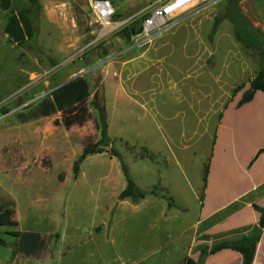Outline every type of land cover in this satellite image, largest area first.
<instances>
[{
    "label": "rangeland",
    "instance_id": "obj_1",
    "mask_svg": "<svg viewBox=\"0 0 264 264\" xmlns=\"http://www.w3.org/2000/svg\"><path fill=\"white\" fill-rule=\"evenodd\" d=\"M113 3L123 17L146 8L126 0ZM29 7L28 0H18L17 9ZM10 16L0 8V211L12 208L18 223L0 226V237L15 243L13 230L37 232L54 253L42 259L44 264H76L86 245L104 241L88 233L106 213L104 206H112L121 215L116 241L91 248L90 264L177 261L202 229L199 193L217 135L216 185L206 212L227 199L220 184L249 183L246 161L255 147H264V92L236 107L260 69L264 0H210L146 45L133 35L125 38L124 31L101 38L87 0H38L31 14L37 36L23 46L5 33ZM251 41L256 44L247 46ZM82 72L91 93L87 121L66 128L60 111L37 122L47 92ZM101 86L104 108L98 99ZM104 124L111 138L108 152L87 157L76 178L75 161L86 145L100 139ZM39 130L47 132L46 140ZM112 147L142 190L159 193L170 181L183 207L174 211L168 230L166 222L150 228L140 212L117 208L116 194L126 178ZM236 238L220 234L213 244Z\"/></svg>",
    "mask_w": 264,
    "mask_h": 264
},
{
    "label": "crops",
    "instance_id": "obj_2",
    "mask_svg": "<svg viewBox=\"0 0 264 264\" xmlns=\"http://www.w3.org/2000/svg\"><path fill=\"white\" fill-rule=\"evenodd\" d=\"M109 76H110L109 73L104 74L105 79L110 78ZM256 95L257 93L255 94V97ZM244 107L245 106H243L242 108ZM45 118L46 117H40V119L37 122L39 121L41 122V120ZM223 120H224V116H223ZM222 123L220 125H222ZM51 133L54 134V132ZM39 134L41 138L46 140L47 136H43V135L47 134V132L39 130ZM218 141H220V136L217 135L215 139L213 162L210 163L211 166L209 169L208 182H207V187L205 190V198L203 202L200 200L201 193H199L201 216L197 221V224L200 223L202 229L200 230L199 228V230L195 232L194 237L192 238L190 244L186 247H183L184 249L177 261L172 262L171 259H168L166 261V264H184L186 258L188 257L194 259L195 261H198L202 250L211 249L215 245L213 244V239L215 236H218L220 234L223 235L226 233V234L234 235L236 238L237 236L233 234L235 230L248 226H256L260 220V213L253 208V204H257L259 206L264 207V153L261 154L252 165H250V163L258 153L259 149L264 148L263 146L255 147L246 161L248 165L245 171L249 176V183L244 184L240 180H236V181L233 180L234 182L232 181L230 183L220 184L219 189L221 193L222 191H225L226 193H228V197L226 200L220 199V201L218 203L216 202V205H214L209 212H206L205 204L209 202V198L211 197L212 194L213 185H216L215 180L213 179L214 171H215L213 163L214 160L216 161V156L218 154V150H217ZM167 166H169V163L167 164ZM179 166L181 165L179 164ZM156 169L159 171L158 172L159 175L165 174L163 172L164 169L163 171H161L162 168L155 167L154 170ZM130 175L133 178L132 173ZM134 181L137 184L136 180ZM169 183L170 181L164 182V184H162V186L159 188L158 194L148 195L146 196V198H144L139 202H133L129 199L126 200L119 199L120 193L127 186V181H126V185L122 186L121 189L116 194L118 200L116 206L117 208L121 207L123 209L124 208L130 209L132 210L133 214H135L136 212H140L139 216H142L144 219H148L145 220V223H147V226L150 228H153L154 227L153 224L159 221L166 222L167 223L166 230H168V226L170 227V222H172L171 220L175 218L174 211L176 210L177 207L181 206L179 200H177L176 198V195L173 194L174 193L173 188L170 186ZM234 183L236 185H234ZM137 186L139 187V185ZM229 193L231 195L230 197H229ZM169 203L171 205H169ZM104 209L106 210V213H104V216L102 218L99 217L97 223L93 225L94 227L92 226V228H94V231L91 232L89 231L88 233V236L90 238L102 237L104 241L93 245H86L87 247L88 246L89 247L85 251L79 252V255L81 254L80 258H75L76 264H90L92 261L91 257L93 256L92 255L93 249L91 248H93L94 246L95 249H98L100 245L106 243V240L109 242L111 241L112 244L115 243L116 239L114 237V233H115L114 227L117 221L116 219L120 218L121 215L116 211H112V206H104ZM229 209L230 210L232 209V211L228 212ZM186 211L187 210L185 208V212ZM226 212H228L226 216L224 215V217L221 218L220 220H216L219 215ZM149 215H151L154 219L149 221L148 218ZM12 219L14 224L18 223L15 217V212ZM209 221H212V223L207 225ZM13 232H21V231L13 230ZM23 233H34L43 237L41 234L37 232L30 231ZM47 235L45 236L47 237ZM237 238H239V236ZM19 241H20V237H17L15 243L6 242V246L0 247V264H26L30 262H33L34 264H44L42 260L43 258L46 259V258L54 257L53 251H51L50 249L48 250L50 245H48L47 248H45L44 250H41L38 254H26L25 252L19 250ZM46 249L48 250V253H46ZM100 254L102 255L101 252ZM142 260L143 259L139 258V261H134L133 264H138ZM123 264H130V263L124 262ZM203 264H242V255L239 252L226 249L216 254L207 256ZM253 264H264V231L261 236V240L257 246V251L255 254V259Z\"/></svg>",
    "mask_w": 264,
    "mask_h": 264
},
{
    "label": "trees",
    "instance_id": "obj_3",
    "mask_svg": "<svg viewBox=\"0 0 264 264\" xmlns=\"http://www.w3.org/2000/svg\"><path fill=\"white\" fill-rule=\"evenodd\" d=\"M31 7L17 9L18 0H0V8L4 11L11 12L8 23L5 27V33L9 38L17 45L23 46L28 41L34 40L37 36V30L34 24V19L31 16L35 8H38V0H28ZM237 20V19H236ZM238 21V20H237ZM242 25V17H239V21ZM218 21L215 24L217 26ZM243 26V25H242ZM241 26V27H242ZM135 28L124 30L125 38L130 39L133 35ZM242 34L239 33L237 38L242 40ZM247 46L251 47L256 43L251 41L246 43ZM260 49V69L256 76L250 81V87L247 89L240 101L237 103V109L242 108L246 104L250 103L255 94L258 91L264 92V49ZM90 86L85 77H77L68 84L54 90L45 99L40 113L37 117H48L56 112L62 111L64 113V125L66 128L78 124L83 125L89 118V108L87 106V101L90 98ZM104 116V120H105ZM111 138L108 133V127L106 124L102 125L101 137L96 143L86 145L80 156L77 158L73 165L74 176L77 178L81 171V165L84 160L95 154H102L108 152L107 148L110 145ZM110 153L113 157L119 159L122 167V171L127 181L126 188L120 193L119 199L126 200L129 199L133 202H139L146 198L148 195L158 194L157 192L150 191L146 192L141 190L129 172V166L124 161L120 152L112 147ZM264 153V148L259 149L258 153L251 161L252 165L255 160ZM211 162V161H210ZM210 163L205 167L203 176V185L200 195V200L203 202L205 198V190L208 182ZM169 205H171L169 203ZM253 208L260 213V220L256 226H248L244 228L237 229L233 232L237 237L235 240H225L223 242L215 244L211 249H204L201 251V255L198 261L188 257L186 258L184 264H203L207 256L216 254L222 250L230 249L239 252L242 255V264H253L255 259V254L257 251V246L261 240V236L264 231V207L257 204H253ZM14 211L12 208L8 207L4 211H0V226H8L13 223ZM17 237H20L19 250L25 252L26 254H38L41 250L47 248L46 242L39 235L34 233H21L13 232ZM6 246V241L0 237V247Z\"/></svg>",
    "mask_w": 264,
    "mask_h": 264
},
{
    "label": "built area",
    "instance_id": "obj_4",
    "mask_svg": "<svg viewBox=\"0 0 264 264\" xmlns=\"http://www.w3.org/2000/svg\"><path fill=\"white\" fill-rule=\"evenodd\" d=\"M95 23L99 27L101 38L109 37L120 31L133 29V37L140 45L152 43L162 35L178 25L180 17L188 10L205 7L210 0H126L145 4V11L123 17L118 14L119 6L113 0H87Z\"/></svg>",
    "mask_w": 264,
    "mask_h": 264
},
{
    "label": "water",
    "instance_id": "obj_5",
    "mask_svg": "<svg viewBox=\"0 0 264 264\" xmlns=\"http://www.w3.org/2000/svg\"><path fill=\"white\" fill-rule=\"evenodd\" d=\"M83 74H84V73L82 72V73H79V74H77V75L71 77V78L68 79L67 81H65V82H63V83L57 85L56 87L52 88V89H51L49 92H47V93H51V92H53L54 90H56V89H58V88H60V87H62V86H64V85L68 84L69 82H71L72 80L76 79L77 77H83ZM104 96H105V95H104V87L101 86L100 89H99V92H98V99H99V102H100V108H104V106H105V97H104Z\"/></svg>",
    "mask_w": 264,
    "mask_h": 264
}]
</instances>
